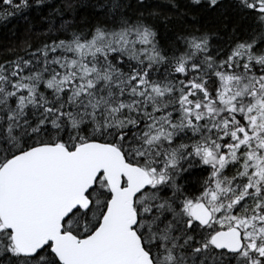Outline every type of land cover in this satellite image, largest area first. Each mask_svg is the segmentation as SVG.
Instances as JSON below:
<instances>
[{"label": "snow or ice", "instance_id": "snow-or-ice-1", "mask_svg": "<svg viewBox=\"0 0 264 264\" xmlns=\"http://www.w3.org/2000/svg\"><path fill=\"white\" fill-rule=\"evenodd\" d=\"M0 264H264V0H0Z\"/></svg>", "mask_w": 264, "mask_h": 264}, {"label": "trees", "instance_id": "trees-1", "mask_svg": "<svg viewBox=\"0 0 264 264\" xmlns=\"http://www.w3.org/2000/svg\"><path fill=\"white\" fill-rule=\"evenodd\" d=\"M0 39H2V36H0Z\"/></svg>", "mask_w": 264, "mask_h": 264}]
</instances>
